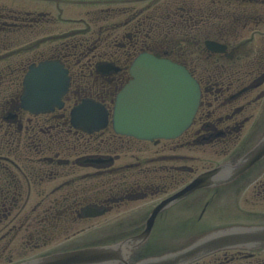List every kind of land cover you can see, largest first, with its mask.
Returning a JSON list of instances; mask_svg holds the SVG:
<instances>
[{
	"label": "flooded vegetation",
	"instance_id": "obj_1",
	"mask_svg": "<svg viewBox=\"0 0 264 264\" xmlns=\"http://www.w3.org/2000/svg\"><path fill=\"white\" fill-rule=\"evenodd\" d=\"M185 1L79 0L84 3L77 4L93 8V11L85 9L91 16L88 21L83 20L85 30H135L138 35L137 39L130 38L131 48L148 49L175 60L197 77L202 88L201 112L194 127L172 143L178 148L199 142L202 146L227 147L241 138L262 103L258 100H264L261 90L264 48L253 54L248 50L264 27V0H199V20L193 18V24L184 16L175 20L174 14L170 17L171 24L163 20L172 30L197 28V67L192 64L185 41L177 50L169 42L163 51L158 43L146 47L140 37L143 31L158 27L160 8L173 12L177 2L178 10L186 13ZM64 5L66 0H7L0 5V264L117 243L111 238L116 237L118 230H105L97 243L89 241L94 239L87 236L89 228L105 215L93 218L87 214L93 208L121 206L134 196L126 193L127 188L117 196L111 197L107 192L111 189L112 174L119 172L110 162L115 134L109 128L88 133L76 127L71 117L72 108L82 96L92 94L103 103L112 100L110 85L117 88L128 78L129 58L124 53L104 59L118 71L102 75L96 69L99 62L96 57L63 56L64 46H74L76 41L64 39L61 25L71 26L78 21L64 20ZM240 31H248L250 36L238 42L242 35L234 32ZM232 37L235 44L231 43ZM207 40L225 43L226 53L210 51L205 45ZM46 61L64 65L71 79L70 90L62 107L31 112L22 104L23 80L31 67ZM120 147L118 144L117 148ZM141 153L144 161L135 164L141 173L152 168L165 175L179 176L189 166L186 164L189 158L173 151L165 153L164 149L161 152L157 149L149 155L142 149L140 156ZM114 156L118 158V154ZM256 166L263 170L264 160ZM257 167L254 170L260 168ZM119 173L125 175L126 171ZM141 188L138 185L129 190ZM255 188V201L261 203L264 179ZM209 206L207 202L200 218ZM122 227L118 224L117 229L122 231ZM193 264H264V251L224 250Z\"/></svg>",
	"mask_w": 264,
	"mask_h": 264
},
{
	"label": "water",
	"instance_id": "obj_2",
	"mask_svg": "<svg viewBox=\"0 0 264 264\" xmlns=\"http://www.w3.org/2000/svg\"><path fill=\"white\" fill-rule=\"evenodd\" d=\"M27 81L25 101L36 109L61 104L66 91L67 72L55 64L41 65ZM134 79L118 96L113 123L117 132L141 139L174 138L192 122L200 98L196 81L183 68L166 60L142 55L132 67ZM73 119L89 130L108 124L104 107L85 101L73 112ZM264 159V135L240 158L233 159L195 177L187 186L159 203L149 214L139 235L115 244L98 245L55 253L20 264H190L227 248H264V226L219 228L190 239L187 245L148 256L136 262L132 257L150 238L155 221L163 211L200 189L227 186Z\"/></svg>",
	"mask_w": 264,
	"mask_h": 264
},
{
	"label": "rangeland",
	"instance_id": "obj_3",
	"mask_svg": "<svg viewBox=\"0 0 264 264\" xmlns=\"http://www.w3.org/2000/svg\"><path fill=\"white\" fill-rule=\"evenodd\" d=\"M7 0L0 1V5ZM13 2V0H11ZM79 0H66V9L63 12V18L73 20H79L77 23L72 24H62V33H73L72 40L74 41H88L92 46L95 44L100 45L96 54H100L103 51H107V48L111 46V40L106 37L110 34L108 32L99 31H88L84 32L83 18L87 15L86 10H92V7L77 4ZM91 1V0H89ZM2 2V3H1ZM43 4V3H42ZM33 6V4L31 5ZM54 6V5H53ZM42 8L44 5L41 6ZM70 9V10H68ZM54 12V11H53ZM91 16H88L89 20ZM72 29L77 31L72 32ZM261 33L255 35L253 43L249 46L248 50L253 54L264 48V27L261 28ZM262 34V35H261ZM113 36L115 34L113 33ZM249 37V34L246 35ZM76 39V40H75ZM119 47H112V51H117ZM247 49V48H246ZM4 64V63H3ZM253 131V132H252ZM264 132V101L259 105L255 112V116L252 122L249 123L246 131L242 136V142L244 149H248L252 146L255 141ZM251 133L257 134L256 136H251ZM147 147L149 151L147 154L153 155L157 149L166 148L170 144L160 143L158 146L151 147L150 145L144 144L141 147ZM180 154L186 155L192 158L190 164L197 171L203 170L215 166L222 161V158L214 155V150L210 147L200 148V149H183L179 151ZM132 158H127L125 161H132ZM260 167V166H258ZM257 167V168H258ZM264 166H262L263 168ZM264 179V169L261 167L258 170L252 171L245 176L243 180L234 184L233 186L224 190L203 191L196 197L189 199L178 205L176 208L167 212L163 215V218L158 222L159 228L154 234L155 239H159L157 245L159 246H180L188 243L196 234L201 233L205 228H216L218 226L232 224L236 222H248L250 220L263 219L264 217V201L261 203H256L255 201V186L260 181ZM243 185V187H236L238 185ZM244 185H248L247 187ZM244 189V190H243ZM242 190V191H241ZM167 194L161 195L154 199H148L142 201L141 203H128L125 204L121 209L115 210L113 213L107 216L97 219L94 221L93 225L89 228L87 236L92 235L94 239L89 240L93 243L100 241L102 237L101 234L106 231H111L117 229L116 226L120 222L127 225L124 230L119 231L118 236L111 239H118L119 237L124 238L141 227L146 219L149 211ZM206 201H210V206L202 218H200L201 212L205 207ZM264 221V219H263ZM164 227L163 230L160 228ZM93 227V228H92ZM106 230V231H105ZM166 232L163 234V231ZM86 233V232H85ZM95 234H98L97 236ZM102 239V238H101ZM88 241V242H89Z\"/></svg>",
	"mask_w": 264,
	"mask_h": 264
}]
</instances>
